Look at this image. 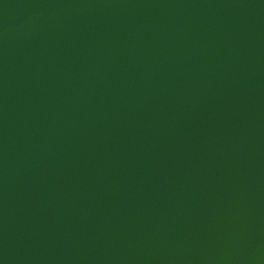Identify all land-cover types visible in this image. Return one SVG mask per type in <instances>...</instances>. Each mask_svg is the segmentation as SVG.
<instances>
[{"label": "water", "instance_id": "obj_1", "mask_svg": "<svg viewBox=\"0 0 264 264\" xmlns=\"http://www.w3.org/2000/svg\"><path fill=\"white\" fill-rule=\"evenodd\" d=\"M0 264H264V0H0Z\"/></svg>", "mask_w": 264, "mask_h": 264}]
</instances>
